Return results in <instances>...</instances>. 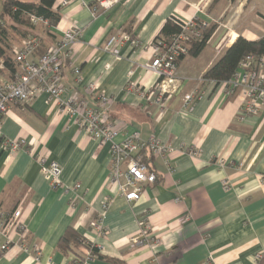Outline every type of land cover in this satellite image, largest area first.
I'll return each instance as SVG.
<instances>
[{"label":"crops","instance_id":"obj_1","mask_svg":"<svg viewBox=\"0 0 264 264\" xmlns=\"http://www.w3.org/2000/svg\"><path fill=\"white\" fill-rule=\"evenodd\" d=\"M94 1L77 0L62 7L55 26L39 24L32 30L42 51L60 41L67 28L81 30L62 68L65 87L92 100L84 86L96 83L100 92L112 97L107 116L121 127L119 140L137 132L143 140L154 135L176 150L195 147L200 153H175L170 173L160 160L149 159L157 180L144 187L138 201L129 203L109 186L108 147H100L40 94L2 116L0 140L23 139L27 150L11 154L0 146V209L7 214L20 209L25 244L40 246L41 263L50 259L71 264L82 247L74 253L58 248L70 228L99 249L100 258L90 264H258L264 252L263 117L243 115L238 92L226 96L223 82L203 77L236 38H264V0H118L93 14L87 5ZM170 18L216 28L197 57L181 59L168 89L173 93L158 108L125 89L128 84L146 91L155 87L158 78L143 68L151 51L126 44L117 60L103 46L110 37L122 35L148 46ZM23 37L10 32L11 52ZM74 68L80 70V85L74 82ZM8 80L0 70V84ZM199 91V99L185 108L183 96ZM40 154L60 165L64 186H79L73 194L51 189L39 173ZM105 202L108 207L103 210ZM98 218L106 229L104 236L89 226ZM143 219L160 245L130 250L128 240L139 232ZM9 238L12 243L0 252V264H38L22 251L20 236L10 233ZM4 243L0 233V248Z\"/></svg>","mask_w":264,"mask_h":264},{"label":"built area","instance_id":"obj_2","mask_svg":"<svg viewBox=\"0 0 264 264\" xmlns=\"http://www.w3.org/2000/svg\"><path fill=\"white\" fill-rule=\"evenodd\" d=\"M77 0H61L60 7H65ZM118 0H95L87 7L96 14L99 10H107ZM32 24L45 21L31 18ZM180 23V32L168 40L154 39L148 46L141 44L129 36H112L105 45L103 51L120 58L119 49L128 44L131 48H142L150 50L152 55L150 62L143 68L152 72L157 78V84L150 90H139L133 84H128L125 89L138 92L147 104L162 108L173 92L168 89L176 79L179 61L188 56L187 43L190 40L200 38L201 30L207 26L195 20ZM82 37L78 28H67L60 41L48 47L42 54H38L41 41L37 36L25 39L20 47L12 50V58L16 65L11 79L0 84V124L3 114L17 104L28 103L36 96L45 94L49 101L53 102L57 110L67 116L72 123L87 136L97 141L100 147H108L109 155V186L112 187L117 196L127 202H135L141 198L145 186L156 182L157 176L152 166L146 163V159H158L162 162L167 172L173 171L171 158L175 153H185L191 157H197L200 150L195 147L172 148L169 144L161 142L154 135L143 140L137 132L125 136L119 140L121 127L108 121V110L113 103V98L99 91L96 83H88L84 86L87 95L91 99L79 96L77 91L69 90L62 81V68L73 55L75 46ZM255 58L248 56L237 67L231 78L223 82L226 96L238 92L242 98L241 113L246 116L260 114L264 121V59H260L256 68H252ZM107 69L109 66L106 67ZM74 82L76 85L82 83L80 70L73 69ZM201 92L191 93L183 96L182 103L185 108H191L199 99ZM91 101V102H90ZM3 150L15 154L21 150H27L25 140L17 141L0 140ZM39 173L47 181L53 190L62 189L63 194L74 193L79 186H64L61 181V167L46 155L40 154L36 158ZM216 164L223 165L220 160ZM224 189H228V183L222 182ZM71 207L74 204L71 202ZM108 207V202L102 206L103 210ZM21 211L15 209L7 214L0 209V233L5 237V243L0 252L6 251L12 241L10 233H16L21 237V249L25 254H31L33 260L38 264H54L50 259L41 263V248L33 243L26 245V229L20 221ZM89 226L99 235L104 236L106 229L101 219L92 221ZM160 245L158 239L151 236L150 226L146 219L141 220L139 232L129 238L128 248L130 250L142 247L154 248ZM94 260L90 251L84 247L80 253L74 255L72 264H90Z\"/></svg>","mask_w":264,"mask_h":264},{"label":"trees","instance_id":"obj_3","mask_svg":"<svg viewBox=\"0 0 264 264\" xmlns=\"http://www.w3.org/2000/svg\"><path fill=\"white\" fill-rule=\"evenodd\" d=\"M60 2L61 0H38L36 2L3 0L0 12V70L4 71L9 79L14 74L16 67L9 44L10 32L26 36L25 39L33 35L37 36L33 34L32 30L35 26L43 24H32L31 18L45 21L46 26H55L60 20ZM215 28V25H207L202 28L200 38L188 41V56L197 57L201 53ZM179 32V21L170 18L163 24L155 39L168 40ZM37 37L39 38V36ZM44 51L40 48L38 54H42ZM248 56L255 58L252 68H256L258 61L264 59V38L256 41H247L242 37L236 38L226 49L224 56L205 73L203 78L216 83L225 82L231 78L238 65ZM67 63L68 61L64 65ZM150 161L146 159V163L149 164ZM80 247L88 249L94 259L100 258L99 249L70 228L58 242V248L62 251H73L74 253ZM258 264H264V252L258 259Z\"/></svg>","mask_w":264,"mask_h":264},{"label":"rangeland","instance_id":"obj_4","mask_svg":"<svg viewBox=\"0 0 264 264\" xmlns=\"http://www.w3.org/2000/svg\"><path fill=\"white\" fill-rule=\"evenodd\" d=\"M22 1H33V2H36L38 0H22ZM1 7H2V0H0V12H1Z\"/></svg>","mask_w":264,"mask_h":264}]
</instances>
